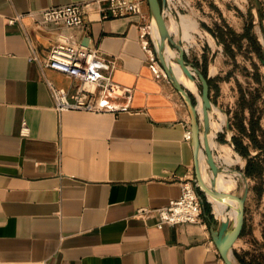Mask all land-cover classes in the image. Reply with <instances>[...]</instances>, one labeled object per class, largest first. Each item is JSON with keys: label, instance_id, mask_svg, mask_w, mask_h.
Listing matches in <instances>:
<instances>
[{"label": "crops", "instance_id": "0c3cea01", "mask_svg": "<svg viewBox=\"0 0 264 264\" xmlns=\"http://www.w3.org/2000/svg\"><path fill=\"white\" fill-rule=\"evenodd\" d=\"M81 1L0 0V264H225L210 227L226 203L218 211L206 199L198 220L163 227L156 209L137 213L178 197L195 177L188 107L144 47L148 0L141 13L90 8L83 25L39 23L37 10ZM61 32L116 59L110 97L123 109L54 107L47 80L70 92L82 80L28 56L47 54Z\"/></svg>", "mask_w": 264, "mask_h": 264}, {"label": "rangeland", "instance_id": "374dc122", "mask_svg": "<svg viewBox=\"0 0 264 264\" xmlns=\"http://www.w3.org/2000/svg\"><path fill=\"white\" fill-rule=\"evenodd\" d=\"M177 4L179 13L194 21L188 31V38L181 31L172 33L176 39L183 38L187 58L206 73H212V119L223 122L222 129L215 136L213 150L216 160L222 166H227L228 162L221 156L224 144L231 149V155L235 159L229 164L246 171L248 157L232 146L229 139H225V135L228 136L226 121L231 117L241 144L247 147L251 145V155L264 164V148L254 146L248 135L252 130V119L256 124L260 144L264 145V63L261 59L264 57V26L261 1L181 0ZM179 13L176 14L178 19ZM176 70L181 72L179 67ZM200 90L201 85L198 83V91ZM238 123L246 127L244 131L237 127ZM208 171L210 172L209 169ZM248 178L251 192L247 227L245 230L243 227L242 233L234 242L233 251L237 257L239 252L248 259L255 257L264 264V166L262 173L248 175ZM243 187L238 179L237 186L231 191L241 193Z\"/></svg>", "mask_w": 264, "mask_h": 264}, {"label": "built area", "instance_id": "2783aa9c", "mask_svg": "<svg viewBox=\"0 0 264 264\" xmlns=\"http://www.w3.org/2000/svg\"><path fill=\"white\" fill-rule=\"evenodd\" d=\"M101 1L86 0L41 8L37 10L40 14L39 23L83 25L86 23V14L90 8H96L101 12L102 17L141 13L144 2L147 0H108L105 6ZM177 1L181 2V0H167L165 13L168 18L173 13H179ZM31 12L35 13L36 11L31 10ZM20 15L17 14L10 20L14 21ZM143 36L145 37L144 47L149 53L150 65L154 73L158 77L167 76L157 56L151 21L149 29L143 33ZM28 58L71 73L82 80L81 85L74 92L47 80L54 99V107L57 110L118 111L124 108L110 97L114 91L113 75L117 65L116 59L102 55L95 47L76 41L72 34L61 32L58 40L51 46L47 54L40 56L38 53L32 52ZM29 132L30 126L24 120L21 133L26 135ZM154 209L160 216L157 222L159 227H163L167 223L177 224L198 220L203 211V200L200 188L197 187L196 178L183 182L182 192L178 197L170 198L167 203L157 208L141 207L137 213L147 216Z\"/></svg>", "mask_w": 264, "mask_h": 264}, {"label": "water", "instance_id": "95a60500", "mask_svg": "<svg viewBox=\"0 0 264 264\" xmlns=\"http://www.w3.org/2000/svg\"><path fill=\"white\" fill-rule=\"evenodd\" d=\"M151 14V23L153 31L159 32V42H156L155 47L161 65L163 66L168 78L171 80L175 88L181 94L186 103L190 117H191V139L194 153L195 178L197 187L200 188L203 203L210 200L209 195L214 198L225 201L227 199L237 200L236 218L226 217L218 222L211 223V234L214 242L217 245L220 255L226 264H244L235 255L233 245L236 239L242 233L245 223L246 200L250 191V183L246 171L234 167V170L239 171L242 176L239 178L244 187L241 193L229 192L222 190L218 186V176L221 171L225 169L224 166L218 163L214 154L213 146L210 139L212 131V111L214 109V102L212 100L210 90L211 83L209 76L198 65L194 64L187 58L186 48L183 44L182 38L176 39L168 26V16L165 13L167 7V0H148ZM177 18V15L173 13ZM173 45L176 48L174 55L176 61L179 62L182 70L193 81L201 85V99H202V113L199 108V98L192 92L180 79L174 66L168 61L166 55L167 45ZM264 63V57L261 58ZM226 130L228 139L232 146H235L233 140V130L230 119L226 121ZM206 154L208 162V169L211 174V183L209 184L203 176L201 167V156ZM230 204V202H228Z\"/></svg>", "mask_w": 264, "mask_h": 264}, {"label": "bare ground", "instance_id": "6f19581e", "mask_svg": "<svg viewBox=\"0 0 264 264\" xmlns=\"http://www.w3.org/2000/svg\"><path fill=\"white\" fill-rule=\"evenodd\" d=\"M192 18L187 17L184 14H181L180 18H176L175 16H172V19L168 20V26L172 31L175 32H179L181 31L183 33V35L188 38L189 36V29L192 25ZM193 26V25H192ZM157 31H153V36H154V40L156 38V42H159V32L158 29L156 28ZM191 30V29H190ZM176 48L173 47L172 45L168 44L167 48H166V55L168 58V61L174 66L175 70L176 67L181 68L180 64L178 61L174 60V55L176 54ZM176 72L178 73L180 79L184 82L185 85L187 86H191V88H194L193 86V80H191L186 73L182 70L181 68V72L179 73L177 70ZM198 86V85H197ZM192 91V90H191ZM194 92V91H192ZM199 92V91H198ZM198 92H194L195 94H197L198 96ZM200 93V92H199ZM199 98V97H198ZM200 104H199V108H200V112L202 113V99H201V94H200V98H199ZM221 114V112H220ZM223 118V116H221ZM221 127V122H217L215 120L212 119V131L210 134V139H211V143L212 146L214 147L215 145V135H216V130ZM221 129V128H220ZM217 130V131H218ZM220 143V142H219ZM222 158L224 159V161H226L227 166L225 167V169L223 171L220 172L217 182H218V186L225 191H229V192H233L231 191V189L234 186H237L238 184V179L242 176V174L239 171L234 170V167L231 166V162H234V157L231 155V149L222 144V153H221ZM224 163V162H223ZM201 167H202V172L204 174V179L210 184L211 183V174L208 171V162L206 160V154L203 153L201 156ZM209 197L214 201V205L215 208L218 211H221L224 203H227V206L225 204L224 209L222 210V215L221 217L218 216L219 218L223 219L226 217H231L233 219L236 218V207H237V200L235 199H227L225 201H221L218 200L216 198H214L213 196L209 195ZM210 199V200H211ZM211 200V201H212ZM228 202H230V204H228ZM214 210V209H213Z\"/></svg>", "mask_w": 264, "mask_h": 264}, {"label": "trees", "instance_id": "16d2710c", "mask_svg": "<svg viewBox=\"0 0 264 264\" xmlns=\"http://www.w3.org/2000/svg\"><path fill=\"white\" fill-rule=\"evenodd\" d=\"M205 73H206V71H205ZM250 125L252 127V130L249 132L248 135L250 136V138L252 140V144L254 146H259V147L261 146L264 148V145L260 144V139L258 137V134L256 133V129H255L256 124H255L254 120H252V119L250 120ZM237 127L242 131H244L246 128L245 126L241 125L240 123L237 124ZM233 140H234L236 149L248 157L247 166H246L247 174L250 176H253V175H258L259 173H262L264 164L261 163L260 161H257L255 159L256 156H250V154H251L250 149L246 145L241 144V142H240V140L236 134L233 135ZM237 255H238V258L244 264H262L261 260H257L255 257H251L248 259V258H246L245 255H243L239 252H237Z\"/></svg>", "mask_w": 264, "mask_h": 264}]
</instances>
